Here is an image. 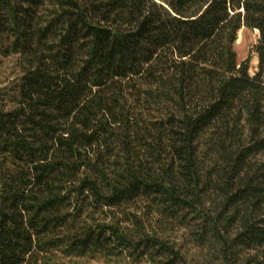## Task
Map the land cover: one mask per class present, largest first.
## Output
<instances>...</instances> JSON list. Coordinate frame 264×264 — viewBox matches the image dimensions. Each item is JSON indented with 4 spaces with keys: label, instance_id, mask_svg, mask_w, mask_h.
<instances>
[{
    "label": "trees",
    "instance_id": "1",
    "mask_svg": "<svg viewBox=\"0 0 264 264\" xmlns=\"http://www.w3.org/2000/svg\"><path fill=\"white\" fill-rule=\"evenodd\" d=\"M0 48V264H264V0H0Z\"/></svg>",
    "mask_w": 264,
    "mask_h": 264
},
{
    "label": "rangeland",
    "instance_id": "2",
    "mask_svg": "<svg viewBox=\"0 0 264 264\" xmlns=\"http://www.w3.org/2000/svg\"><path fill=\"white\" fill-rule=\"evenodd\" d=\"M257 39V30L241 28L237 33V38L234 43V49L237 53V62L244 60L251 54L249 63V73L251 75H253L257 69L258 59L256 54L252 52V48L254 44H256ZM17 78L18 67L16 64V57L12 54H5L3 49L0 48V101L7 99L6 94H8L9 90L17 81ZM170 236L171 242H176V246H180L184 251L190 248V244H188V230L186 228L176 226ZM190 252L192 255L191 257L187 256L188 262L196 259V256L193 255L195 250L192 248ZM56 259L59 264H155L148 258L139 257L137 254L131 253L130 255L128 253H122L114 257L101 254H87L83 257L72 256L70 258L63 257L60 253H57Z\"/></svg>",
    "mask_w": 264,
    "mask_h": 264
}]
</instances>
